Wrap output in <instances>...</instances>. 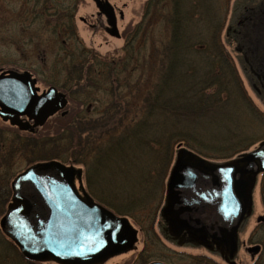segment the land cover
Returning a JSON list of instances; mask_svg holds the SVG:
<instances>
[{
	"label": "trees",
	"instance_id": "1",
	"mask_svg": "<svg viewBox=\"0 0 264 264\" xmlns=\"http://www.w3.org/2000/svg\"><path fill=\"white\" fill-rule=\"evenodd\" d=\"M184 1L170 0L168 36L163 44L152 46L156 54L151 85L144 75L146 63L140 60L142 51L134 50L143 20L124 29L125 50L129 55L121 64L113 59H100L98 53L82 47L67 54L70 62L77 63H63L57 57L60 65L57 74L67 73L62 84L54 85L64 90L71 102L75 95L85 94L88 99L91 89L101 90L105 75V84L114 86L106 91L113 100L95 120L76 117L75 113L55 115L43 127L66 134L69 142L66 157H58L63 163L85 166L91 197L115 214L128 217L141 229L144 225L149 227L148 235L154 232L155 224L166 233L167 224L159 212L179 146L205 159L230 161L264 140V113L247 95L221 40L227 27L229 0ZM150 3L145 7L147 13ZM244 4L255 3L250 0ZM234 14L227 34L234 26ZM69 33L75 37L71 27ZM229 38L226 35V41ZM237 56L240 65L246 66L242 56ZM134 72L135 85L125 82L134 88L128 98L118 91V75L128 73L132 77ZM253 83L259 86L257 80ZM258 97L264 104V94L261 92ZM261 178L264 197V174ZM1 191L0 195L10 196L3 188ZM156 241L154 236L152 242ZM9 244L13 250L12 264H39L26 261L13 243ZM139 256L143 264L148 262V256L142 253Z\"/></svg>",
	"mask_w": 264,
	"mask_h": 264
},
{
	"label": "water",
	"instance_id": "2",
	"mask_svg": "<svg viewBox=\"0 0 264 264\" xmlns=\"http://www.w3.org/2000/svg\"><path fill=\"white\" fill-rule=\"evenodd\" d=\"M94 1L118 36L111 5ZM247 14L232 35L264 90V0ZM35 84L29 72L0 70L2 120L34 131L55 113L66 114L64 93L52 86L39 95ZM23 116L28 120H22ZM174 162L161 211L163 218L172 231L186 230L187 242L204 246L211 237L223 247L220 252L226 254L225 260L233 259L238 249V228L253 210L254 186L257 176L264 173V140L250 152L221 164L179 147ZM81 173L72 165L49 160L27 167L13 179L11 202L0 227L25 259L103 264L135 247L136 228L126 217L95 202L81 187ZM258 222L264 223V216ZM252 250L258 252L257 247Z\"/></svg>",
	"mask_w": 264,
	"mask_h": 264
},
{
	"label": "rangeland",
	"instance_id": "3",
	"mask_svg": "<svg viewBox=\"0 0 264 264\" xmlns=\"http://www.w3.org/2000/svg\"><path fill=\"white\" fill-rule=\"evenodd\" d=\"M151 2L146 10L147 2ZM153 0H109L116 12V28L119 36L109 34L104 31L92 29L90 23L93 22L92 15H96L98 10L93 0H0V70L15 69L18 71H28L36 79V84L40 92L48 89L57 83H63L64 76L67 72L57 74L59 66L57 61L63 63L76 62L67 57L68 53L76 52V48H86L98 53L99 58L113 59L115 62H123L124 57L128 56V51L123 31L129 26H134L143 20L142 33L134 43L135 51H142L140 60L146 63L147 81L151 85L155 50L152 46L163 44L166 40L169 28L167 22L172 12L170 0H161L154 3ZM184 1V0H183ZM250 3V0H229L228 11L226 13L225 26H228L234 11L235 3L237 7H244V2ZM259 0H251L255 3ZM186 2V1H184ZM69 13H66L68 12ZM147 13V15H146ZM70 17H68V15ZM237 15H235L236 17ZM234 17L232 22H234ZM92 25V24H91ZM75 33L71 35L69 28ZM226 29L222 33V43L226 47L227 55L232 59L239 76L245 86L247 95L250 96L254 106L264 113V104L255 95L252 87L244 76L242 67L238 63V51L236 43L232 38L226 41ZM59 53V54H58ZM58 57V58H57ZM58 60H57V59ZM58 61V62H59ZM121 67L118 65L117 67ZM132 77L128 73L118 75L120 88L118 91L122 95L132 97L134 88L126 86V81L135 85L137 73ZM124 75V76H123ZM102 81V77L98 76ZM101 90L91 89L90 98L86 95H75L74 101L68 97V106L66 114L75 113L76 117L91 118L95 120L106 106L112 104V95L106 93L107 89L114 86L105 84ZM146 80V77L144 78ZM51 83V84H50ZM116 85V83H115ZM58 90H64L57 87ZM70 87L67 88V90ZM110 89V90H111ZM74 95V94H73ZM86 98V99H85ZM83 103H82V102ZM68 139L66 134L55 133L54 130L41 129L37 135L23 133L17 128H12L8 123L0 119V194L1 188L6 193L0 195V218L5 213L7 205L11 202L12 190L10 184L13 178L26 170V167L37 161L59 160L58 156L66 157V148H68ZM254 147V146H253ZM252 147V148H253ZM217 163L224 162L223 159H206ZM63 162V161H61ZM72 165L76 169L82 170L81 187L88 193V187L85 176V166L73 163H64ZM256 187L253 199V212L247 217L244 226L240 229L238 236V249L235 255L236 264H264V224L259 225L258 216H264V197L261 195V180ZM79 187V182L76 183ZM89 194V193H88ZM132 221V220H131ZM132 224L139 230V241L136 249L123 253V255L113 256L105 264H143L140 253L148 256V262L160 261L166 264H196L191 258L196 255H207L211 260L210 264H230L225 262L219 254L212 255L201 249H191L181 247L169 242L165 238H160L156 234L159 230L154 225V232L146 233L149 227L142 229L133 221ZM156 236L158 241L152 242ZM10 242V241H9ZM7 238L0 229V264H12L13 250ZM162 242V243H161ZM258 248V252L253 253V248ZM3 258V260H2ZM6 258V259H5ZM15 260V259H14ZM42 264H56L54 262H45Z\"/></svg>",
	"mask_w": 264,
	"mask_h": 264
},
{
	"label": "flooded vegetation",
	"instance_id": "4",
	"mask_svg": "<svg viewBox=\"0 0 264 264\" xmlns=\"http://www.w3.org/2000/svg\"><path fill=\"white\" fill-rule=\"evenodd\" d=\"M101 1L102 3H105L106 1L108 0H99ZM112 10L116 13L117 10L113 7ZM235 14L237 15L236 18L237 20L239 19H242L244 17V11L240 9H238V11L235 12ZM92 18H93V22L94 23H90V26L92 27V29H95V30H98V31H104L106 33H109L111 34V31L108 29V26H107V21L105 19V16L103 13L101 12H97L96 15H92ZM92 24V25H91ZM168 236H169V239H172L173 240H176V244L178 246H181V247H187V248H191V249H201L203 251H207L209 253H211L212 255L214 254H219L218 250L221 248H223L222 246H219L216 244V242H214L212 240L211 237H208L207 238V244H205L204 246L203 245H192L190 243L187 242L188 238H189V233H187L186 230H183L181 232H174L169 230L168 227L165 228ZM171 233L174 235L173 238H171ZM171 241V240H170ZM194 262L195 261H205V263L207 264H210V258L205 255V256H200V255H196L194 258H191Z\"/></svg>",
	"mask_w": 264,
	"mask_h": 264
}]
</instances>
